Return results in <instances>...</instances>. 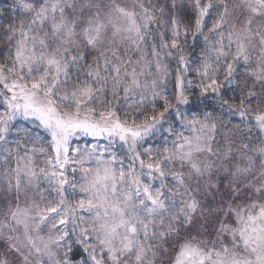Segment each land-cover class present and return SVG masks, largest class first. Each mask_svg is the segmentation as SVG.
I'll use <instances>...</instances> for the list:
<instances>
[{
	"label": "snow or ice",
	"instance_id": "1",
	"mask_svg": "<svg viewBox=\"0 0 264 264\" xmlns=\"http://www.w3.org/2000/svg\"><path fill=\"white\" fill-rule=\"evenodd\" d=\"M0 264H264V0H6Z\"/></svg>",
	"mask_w": 264,
	"mask_h": 264
},
{
	"label": "trees",
	"instance_id": "2",
	"mask_svg": "<svg viewBox=\"0 0 264 264\" xmlns=\"http://www.w3.org/2000/svg\"><path fill=\"white\" fill-rule=\"evenodd\" d=\"M8 6L6 0H0V9L6 8Z\"/></svg>",
	"mask_w": 264,
	"mask_h": 264
}]
</instances>
